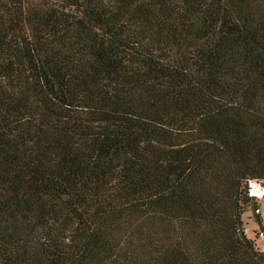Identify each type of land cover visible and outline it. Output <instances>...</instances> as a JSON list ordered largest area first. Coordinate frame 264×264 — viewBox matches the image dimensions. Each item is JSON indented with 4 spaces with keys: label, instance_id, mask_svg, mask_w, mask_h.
I'll return each instance as SVG.
<instances>
[{
    "label": "trees",
    "instance_id": "obj_1",
    "mask_svg": "<svg viewBox=\"0 0 264 264\" xmlns=\"http://www.w3.org/2000/svg\"><path fill=\"white\" fill-rule=\"evenodd\" d=\"M252 181L264 0H0V264H264Z\"/></svg>",
    "mask_w": 264,
    "mask_h": 264
},
{
    "label": "rangeland",
    "instance_id": "obj_2",
    "mask_svg": "<svg viewBox=\"0 0 264 264\" xmlns=\"http://www.w3.org/2000/svg\"><path fill=\"white\" fill-rule=\"evenodd\" d=\"M247 188L252 190L253 195L256 197H262L264 195V181H260V183H256L254 181L250 182L247 185ZM259 207L258 210L259 213L254 212L253 209L247 207L245 213L242 216L243 220V228L244 232L247 235L248 238H254L255 244L258 249L261 251H264V234H262L261 231H264L260 229V225L264 228V201H258ZM259 214L261 223L256 221L255 215Z\"/></svg>",
    "mask_w": 264,
    "mask_h": 264
},
{
    "label": "built area",
    "instance_id": "obj_3",
    "mask_svg": "<svg viewBox=\"0 0 264 264\" xmlns=\"http://www.w3.org/2000/svg\"><path fill=\"white\" fill-rule=\"evenodd\" d=\"M248 195L251 197H256L255 195H253L252 190H250V189H249ZM258 198H261V197H258ZM256 212H259V211H256ZM261 232H262V234H264V231H261Z\"/></svg>",
    "mask_w": 264,
    "mask_h": 264
},
{
    "label": "crops",
    "instance_id": "obj_4",
    "mask_svg": "<svg viewBox=\"0 0 264 264\" xmlns=\"http://www.w3.org/2000/svg\"><path fill=\"white\" fill-rule=\"evenodd\" d=\"M260 212V211H259Z\"/></svg>",
    "mask_w": 264,
    "mask_h": 264
}]
</instances>
